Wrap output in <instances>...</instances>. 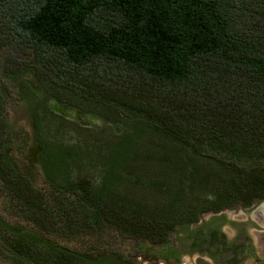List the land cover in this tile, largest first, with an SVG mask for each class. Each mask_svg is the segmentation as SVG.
<instances>
[{
    "label": "trees",
    "instance_id": "16d2710c",
    "mask_svg": "<svg viewBox=\"0 0 264 264\" xmlns=\"http://www.w3.org/2000/svg\"><path fill=\"white\" fill-rule=\"evenodd\" d=\"M3 77L48 95L56 113L70 105L53 85L76 87L147 132L111 143L94 185L71 147L43 136L35 117L38 188L12 154L30 144L7 119ZM106 77L115 89L97 83ZM0 88V257L13 264H129L106 247L54 241L105 229L178 260L187 242L173 243L177 227L264 200V0H0ZM145 133L182 151L176 173L153 184L162 197L150 205L121 194Z\"/></svg>",
    "mask_w": 264,
    "mask_h": 264
},
{
    "label": "rangeland",
    "instance_id": "374dc122",
    "mask_svg": "<svg viewBox=\"0 0 264 264\" xmlns=\"http://www.w3.org/2000/svg\"><path fill=\"white\" fill-rule=\"evenodd\" d=\"M8 55L14 57L15 53L9 50ZM106 78L99 79L97 83L106 88H111V90L115 89L117 84L108 77ZM54 80L56 81V79ZM2 86L7 90L5 92L7 119L16 131L29 138L30 144L22 154H18V152L12 154L20 169L38 188L45 185L41 170L36 163L34 143L30 139L33 137L35 117L41 121L40 131L43 136H48L50 139H55L71 147L80 159L77 163V169L88 176L94 185L98 183L100 178L102 155L108 146L126 132L131 133L138 130L147 132L140 124L127 118L122 108L117 106L114 109L113 104L110 106L105 102L95 100L94 97L87 96L76 87H73L75 90L68 92L61 86L53 85L54 88L50 90V93H53L61 101V104L70 105L66 113H56L49 107L53 101L48 95L45 99L43 95L31 91L27 87L14 86L10 80L4 77ZM0 90L3 91L2 88ZM84 96L88 99H85ZM82 111H92L98 116L93 117ZM144 136L134 145L136 160L131 167L127 168V173H130L133 179L128 187L122 188L121 194L123 200L144 201L146 205H150L155 198L162 197L156 194L153 184L161 179V175L166 177L169 172L171 175L176 173L173 166L179 160L182 151L174 144H164V147L160 148L162 145L159 146L160 143L156 137L150 133H145ZM198 191L199 193L201 191L208 192V188L200 186ZM147 207L150 208L151 206ZM224 213L229 218L223 227L228 238L231 237L235 229L231 223L237 225L244 223L247 232L252 237H254V229L257 228L254 224L249 223L251 222L250 218L258 226H264L259 217L252 216L253 211L250 209L240 210L239 207H234L226 209ZM211 218L212 214L203 213L199 216L196 224L190 225L185 231H181L180 227H177V231L173 232L170 238H172L173 243L175 242L174 244H177L180 239H186L188 242V233L194 231L197 226L205 224ZM54 241L80 251L91 249L89 246L106 247L120 254L123 260L129 264H214L211 260L194 251H186L180 254L178 260L169 259L165 262L157 255L158 247L152 243L147 241L135 242L109 229H105L96 235L85 234L75 240L55 237ZM139 244H142L144 248H140ZM0 264L13 263L0 257Z\"/></svg>",
    "mask_w": 264,
    "mask_h": 264
},
{
    "label": "flooded vegetation",
    "instance_id": "af4514ba",
    "mask_svg": "<svg viewBox=\"0 0 264 264\" xmlns=\"http://www.w3.org/2000/svg\"><path fill=\"white\" fill-rule=\"evenodd\" d=\"M239 209H250L253 211L252 216L259 217L264 224V200L254 202L247 207H239ZM225 210L216 213L210 212L211 220L197 226L193 232H197L199 237L198 239H194V237L188 239L186 251H194L214 264H264V226H258L250 218L251 222L249 223L254 224L257 228L254 229V237H252L247 232L244 223L239 225L231 223L235 229L231 237L228 238L223 230L229 221L224 213ZM193 241L198 244L192 246Z\"/></svg>",
    "mask_w": 264,
    "mask_h": 264
}]
</instances>
